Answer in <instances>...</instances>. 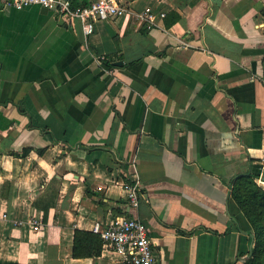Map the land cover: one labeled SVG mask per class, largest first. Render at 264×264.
<instances>
[{
  "label": "crops",
  "instance_id": "crops-1",
  "mask_svg": "<svg viewBox=\"0 0 264 264\" xmlns=\"http://www.w3.org/2000/svg\"><path fill=\"white\" fill-rule=\"evenodd\" d=\"M251 172L264 187V0H128L89 37L78 18L0 5V262L121 264L73 241L126 215L160 264H247L232 187Z\"/></svg>",
  "mask_w": 264,
  "mask_h": 264
},
{
  "label": "built area",
  "instance_id": "built-area-1",
  "mask_svg": "<svg viewBox=\"0 0 264 264\" xmlns=\"http://www.w3.org/2000/svg\"><path fill=\"white\" fill-rule=\"evenodd\" d=\"M128 0H88L74 4L73 0H0L6 7L24 8L33 5L47 7L59 16L78 18L82 22L84 33L89 37L95 31L100 20L118 18L127 12ZM151 8L141 12V18L151 17ZM165 15V12H162ZM125 197L132 207H138L144 197L139 179H132L123 184ZM40 221L34 222L36 229ZM94 231L99 233L103 246L121 254V264H160L153 238L145 222L140 218L120 215L106 226L95 224Z\"/></svg>",
  "mask_w": 264,
  "mask_h": 264
},
{
  "label": "trees",
  "instance_id": "trees-1",
  "mask_svg": "<svg viewBox=\"0 0 264 264\" xmlns=\"http://www.w3.org/2000/svg\"><path fill=\"white\" fill-rule=\"evenodd\" d=\"M82 1V0H81ZM75 0L74 4L81 2ZM31 148H24V155L30 152ZM257 173L239 175L233 182L232 198L243 216L247 219L250 230L255 235L253 253L247 264H264V187L256 178ZM129 181V179H128ZM50 204L45 206L44 218L48 213ZM103 248V241L99 233L76 229L73 241V256L76 258L93 257L97 258ZM0 264H23L18 262H0Z\"/></svg>",
  "mask_w": 264,
  "mask_h": 264
},
{
  "label": "water",
  "instance_id": "water-1",
  "mask_svg": "<svg viewBox=\"0 0 264 264\" xmlns=\"http://www.w3.org/2000/svg\"><path fill=\"white\" fill-rule=\"evenodd\" d=\"M43 10L44 11H48L49 9L47 7H43ZM249 234H250L252 240H251L250 252H249L248 257H250L252 255V253H253V246H254V240H255L254 233L249 231Z\"/></svg>",
  "mask_w": 264,
  "mask_h": 264
}]
</instances>
